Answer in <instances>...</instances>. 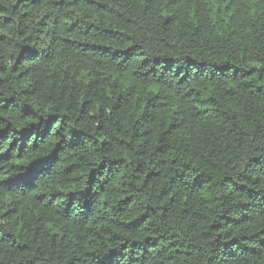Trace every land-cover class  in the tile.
Returning a JSON list of instances; mask_svg holds the SVG:
<instances>
[{
	"label": "trees",
	"instance_id": "1",
	"mask_svg": "<svg viewBox=\"0 0 264 264\" xmlns=\"http://www.w3.org/2000/svg\"><path fill=\"white\" fill-rule=\"evenodd\" d=\"M0 264H264V0H0Z\"/></svg>",
	"mask_w": 264,
	"mask_h": 264
}]
</instances>
